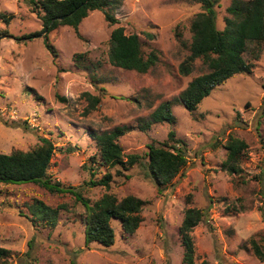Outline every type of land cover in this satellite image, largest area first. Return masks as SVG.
Masks as SVG:
<instances>
[{
  "label": "rangeland",
  "instance_id": "rangeland-1",
  "mask_svg": "<svg viewBox=\"0 0 264 264\" xmlns=\"http://www.w3.org/2000/svg\"><path fill=\"white\" fill-rule=\"evenodd\" d=\"M231 1L220 0L216 7L220 30ZM111 11L118 24L110 25L101 10L90 11L79 25L81 37L68 25L53 30L50 41L59 52L54 60L38 34L42 20L31 1L0 0V12L15 15L8 25L0 20V152L31 150L49 137L57 147L49 169L55 181L79 186L91 203L105 193L119 199L135 195L146 201L144 220L131 235L112 220L114 244L87 246L88 210L75 195L53 193L38 183L0 182V246L9 251L0 264H184L179 228L188 207L205 211L192 232L196 264H264L253 243L264 251V51L259 60L245 54L253 73L217 86L199 104L197 119L175 105V126L153 124L120 138L126 154L140 155L151 143L167 140L173 128L186 140L188 163L167 189L159 191L147 175L146 159L126 172L130 178L116 175L109 187L85 184L104 173L93 163L99 153L91 130L137 127L162 101L208 71L199 59L190 75L180 72L190 53L191 21L202 11L196 0H123ZM118 26L138 34L146 54L158 53L149 72L109 62L110 36ZM30 34L35 36L27 38ZM229 136L248 143L238 174L222 168ZM37 200L61 207L55 227L32 220Z\"/></svg>",
  "mask_w": 264,
  "mask_h": 264
},
{
  "label": "trees",
  "instance_id": "trees-1",
  "mask_svg": "<svg viewBox=\"0 0 264 264\" xmlns=\"http://www.w3.org/2000/svg\"><path fill=\"white\" fill-rule=\"evenodd\" d=\"M33 12L42 20V30L47 48L57 60L58 49L50 41V33L61 25L73 27L78 35L79 25L90 11L101 10L110 25L119 23L112 13L123 0H30ZM201 4L202 11L191 21V42L188 45L190 53L180 64L181 74L187 76L193 72L197 60L207 66L208 71L195 76L177 96L162 101L151 113L148 121L133 126H116L115 128L97 132L90 131V137L95 141L99 158L93 157V163L103 167V176L91 179L86 185L109 187L116 175L130 178L126 174L135 165L144 164L147 160V175L155 182L159 191L167 189L188 163L187 142L177 135L173 128L168 133L167 140L154 142L148 146L145 155L137 153L126 154L120 143V138L136 128L146 131L153 124H177L173 112L175 105H182L194 118L199 104L204 98L227 79L236 74H252L254 63L245 58L250 54L259 60L264 51V0H232L224 16V29L216 26L217 10L220 0H196ZM14 14L0 12V20L10 24ZM7 32V31H5ZM177 36L183 39V32L177 31ZM34 34L27 38L34 37ZM187 43L186 41H183ZM188 44V43H187ZM109 62L124 70L147 73L159 62L156 51L146 54L143 41L136 33L127 34L123 26L114 28L110 36ZM97 83L99 81H96ZM249 106V103H248ZM41 142L31 150H14L11 153L0 152V182L6 184L38 183L53 193L68 192L76 196L87 208L84 219L85 243H98L110 247L115 242V229L112 220L122 224L123 231L134 234L143 222V209L146 201L127 195L119 199L116 195L105 193L94 203L85 198L79 186L55 181L49 173L57 147L49 137H41ZM227 158L222 168L231 174H238L242 168L240 161L245 155L248 143L238 137L229 136L225 143ZM115 170V173H113ZM31 208L32 220L47 221L52 227L57 224L61 207L52 208L43 201L37 200ZM205 211L197 207L185 210L179 234L184 248L183 263L196 264V248L192 232L203 220ZM255 253L264 260V251L253 241ZM9 251L0 246V259L7 257ZM201 264H209L204 260Z\"/></svg>",
  "mask_w": 264,
  "mask_h": 264
}]
</instances>
